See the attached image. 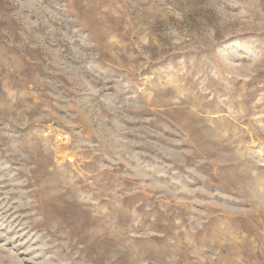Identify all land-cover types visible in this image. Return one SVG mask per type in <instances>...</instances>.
I'll return each mask as SVG.
<instances>
[{"label": "rangeland", "instance_id": "374dc122", "mask_svg": "<svg viewBox=\"0 0 264 264\" xmlns=\"http://www.w3.org/2000/svg\"><path fill=\"white\" fill-rule=\"evenodd\" d=\"M0 264H264V0H0Z\"/></svg>", "mask_w": 264, "mask_h": 264}, {"label": "built area", "instance_id": "2783aa9c", "mask_svg": "<svg viewBox=\"0 0 264 264\" xmlns=\"http://www.w3.org/2000/svg\"><path fill=\"white\" fill-rule=\"evenodd\" d=\"M63 141L65 142V139Z\"/></svg>", "mask_w": 264, "mask_h": 264}]
</instances>
